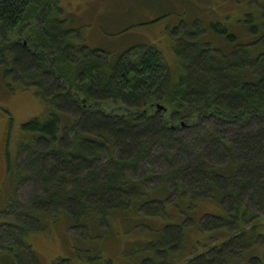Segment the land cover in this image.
Returning a JSON list of instances; mask_svg holds the SVG:
<instances>
[{
  "label": "trees",
  "instance_id": "obj_1",
  "mask_svg": "<svg viewBox=\"0 0 264 264\" xmlns=\"http://www.w3.org/2000/svg\"><path fill=\"white\" fill-rule=\"evenodd\" d=\"M177 1L196 11L195 3ZM215 3L207 11L217 21L200 27L191 17L188 27L181 20L176 28L185 76L174 83L155 46L126 47L117 55L90 46L94 29L71 2L0 0V89H34L49 106L45 119L22 124L4 213L12 217L1 216L0 264H40L23 237L49 223L65 226L83 246L121 220L130 235L139 234L131 241L161 236L157 251L165 240L172 249L181 244L182 223H192L177 218L203 204L211 210L196 224L226 227L229 239L187 264H230L229 253L251 254L264 238L256 235L264 222V0ZM166 163L169 170L154 169ZM21 182L36 185L25 207L16 197ZM5 184L4 176L0 191ZM103 222L106 234L96 231ZM144 226L145 233L138 230ZM146 245L138 246L147 251Z\"/></svg>",
  "mask_w": 264,
  "mask_h": 264
},
{
  "label": "rangeland",
  "instance_id": "obj_2",
  "mask_svg": "<svg viewBox=\"0 0 264 264\" xmlns=\"http://www.w3.org/2000/svg\"><path fill=\"white\" fill-rule=\"evenodd\" d=\"M166 1L169 4H164V0H64L65 3L74 4L76 12L83 15L82 18L86 17L85 21L89 22L86 24L88 27L85 26L87 29H94L92 33L88 31L86 41L90 46L111 51L115 55L126 47L155 46L162 52L170 67L172 81L177 83L185 76V68L175 50L177 40L173 35L176 28L181 20L188 27L187 18L191 17L194 18L193 24L197 22L200 27H203L204 22L217 21V17L207 11L209 5H217L215 3L217 0H186L196 4V11H192L189 6L184 7L177 0ZM240 2L244 7L245 2ZM75 4L79 8L75 7ZM213 11L218 17L220 16V11L215 9ZM198 14H204V16L200 17ZM127 15H130V20H125L124 17ZM205 18L206 21H204ZM180 30L186 33L188 28L183 25ZM193 30V27L189 28L190 32ZM182 31H179L177 36ZM184 36L186 38L193 37V35L186 34ZM181 39L183 40L184 37ZM13 88H15L14 91H9V88L0 89V185L4 181V176L6 179L4 190L0 191V223L4 222L1 216L12 217V215H4V213L7 210L8 199L10 200L13 195V186L10 184L13 182L20 146L25 137L22 124L36 117L45 119L49 114L48 104L35 94L34 89H25L18 85H14ZM213 123L214 121H212ZM217 163L221 164L222 162L217 161ZM154 169L157 171L169 170L170 167L166 163L158 164ZM34 187L36 185L33 186L31 183H20L16 197L23 205L22 207H25L32 197ZM187 200V205H189L191 199ZM245 203L249 209L250 204ZM243 205L245 206V204ZM215 206L216 213H219L222 208L217 204ZM206 207H208L207 204L198 207L195 205V207H186V210H183L182 216L177 220L192 221V223L187 225L182 223L184 235H180L181 244L172 249V246L168 245V240H165L166 248L157 251V243L163 242L161 236L159 239L155 236L148 240L131 241L130 239H137L139 234L130 235L128 227H125L121 220L112 224L113 229L109 233H107L108 222L98 223L96 231H104L107 234L103 237L93 234L86 243L84 242L83 246L79 245L82 240L78 237L69 235L70 233L66 234L65 226L61 224L62 226L58 229L51 223L42 230L30 232L25 237V242L31 245L40 264H187V261L193 256L208 252L210 254L212 247L224 244L229 239L228 229L225 227L218 226L211 230L209 226L212 222L209 220L205 225L196 224L197 221L199 224L203 213L210 212L211 209ZM258 211L261 212L259 209ZM261 217L264 220V216ZM168 219L171 220V217ZM172 220H176V218L173 217ZM160 222L164 224L162 219ZM258 225L256 235L264 237V222L258 223ZM231 228L234 229L232 230L234 235L239 234L237 223ZM146 229L148 228L144 226L138 230L145 233ZM217 231L220 234L216 233ZM72 233L77 232L74 229ZM144 235L142 236L144 237ZM247 236L253 237L254 232L247 231ZM257 243H253V246L250 247L251 256L244 255V258H240L236 252L229 253L230 256H233V261L230 264H252L253 257L260 259V264H264V238H261ZM139 244H147L146 246H149L150 249L140 250ZM179 251L181 253H178ZM65 259H70V262L64 261Z\"/></svg>",
  "mask_w": 264,
  "mask_h": 264
},
{
  "label": "bare ground",
  "instance_id": "obj_3",
  "mask_svg": "<svg viewBox=\"0 0 264 264\" xmlns=\"http://www.w3.org/2000/svg\"><path fill=\"white\" fill-rule=\"evenodd\" d=\"M191 40V39H190ZM236 73V72H235ZM231 110V109H230ZM236 110V109H235ZM129 116V115H128ZM210 130V129H209ZM228 143V142H227ZM227 164V163H226ZM9 165V164H8ZM154 175V174H153ZM133 180V179H132ZM128 184V183H127ZM132 185V184H131ZM157 189V188H156ZM220 189V188H219ZM148 191V190H147ZM208 192V191H207ZM131 193V192H130ZM210 194V193H209ZM152 195V194H151ZM141 196V195H140ZM211 197V196H210ZM222 198V197H221ZM11 207V206H10ZM42 209V208H41ZM44 210V209H43ZM107 210H108V208H107ZM68 214V213H67ZM75 219V218H74ZM83 223H84V221H83ZM85 224V223H84ZM241 225H243V224H241ZM182 227V226H181ZM226 228V227H225ZM23 238H25V236L23 237ZM32 249V248H31ZM235 250V249H234Z\"/></svg>",
  "mask_w": 264,
  "mask_h": 264
}]
</instances>
